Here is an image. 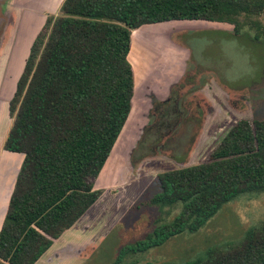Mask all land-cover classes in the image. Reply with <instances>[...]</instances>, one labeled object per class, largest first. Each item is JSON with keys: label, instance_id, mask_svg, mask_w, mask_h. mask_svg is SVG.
<instances>
[{"label": "trees", "instance_id": "trees-1", "mask_svg": "<svg viewBox=\"0 0 264 264\" xmlns=\"http://www.w3.org/2000/svg\"><path fill=\"white\" fill-rule=\"evenodd\" d=\"M263 17L264 0H63L47 15L9 100L3 149L23 158L0 228V264H34L101 196L96 179L133 105L132 30L203 20L231 24L234 34L249 26L259 40ZM136 147L143 152L144 140ZM156 179L150 203L180 210L121 249L116 264L127 252L196 231L241 193L264 191V118L238 119L205 161ZM183 264H264V220L237 244Z\"/></svg>", "mask_w": 264, "mask_h": 264}, {"label": "rangeland", "instance_id": "rangeland-1", "mask_svg": "<svg viewBox=\"0 0 264 264\" xmlns=\"http://www.w3.org/2000/svg\"><path fill=\"white\" fill-rule=\"evenodd\" d=\"M49 5L48 0H0V15L9 23L5 36L0 35V158L12 122L9 100L30 39L23 20L34 16L38 27L44 16L58 11L57 5ZM207 22L175 20L132 30L128 60L134 74L133 105L95 183L107 190L109 210L83 232L84 245L63 244L57 264H116L121 249L145 239L180 210V203H150L159 189L158 173L205 161L238 119L264 118V38L255 40L249 26L234 34L231 24ZM21 27L9 67L12 40ZM175 79L178 85L166 100ZM154 101L161 117L151 115ZM143 140L141 152L136 146ZM6 168L4 164L0 173L16 174V166ZM107 177L113 182L106 184ZM263 220L264 191L241 193L196 231H183L145 251L127 252L117 264H183L204 257L208 248L237 244Z\"/></svg>", "mask_w": 264, "mask_h": 264}, {"label": "crops", "instance_id": "crops-1", "mask_svg": "<svg viewBox=\"0 0 264 264\" xmlns=\"http://www.w3.org/2000/svg\"><path fill=\"white\" fill-rule=\"evenodd\" d=\"M61 2H62V0H48V4H50L49 6L57 5L58 9L61 5ZM42 5L45 6L44 4H42ZM47 7H46V10H47ZM45 19L46 18L44 16L43 22H45ZM25 20H26V22H25ZM197 21H203V20H197ZM43 22L41 24L42 26L44 24ZM209 22L221 24V22H213V21H209ZM209 22H207V23H209ZM227 24L228 23H224L222 25H227ZM23 25L27 26L26 36L28 35L27 37L28 38L30 37L28 43L26 44L27 46L25 45L26 46L25 56L23 57V61H22L23 66H24L25 59L28 55L31 43H32L34 37L36 36V34L38 33V31L41 29L42 26L38 25V27H37V24L34 20V16L29 17V21L27 18H25L23 20ZM23 25H22V27H23ZM22 27H21V32L18 33V31H17V33H15L17 35L16 36L14 35V38L12 40V49L10 51L11 57H10L9 62H8L9 67L11 65L12 51H14L15 47H16V45H14V44L16 43V41H18V38L20 36H22V31H23ZM7 28L8 27H6V29ZM6 29L1 31V33H0L1 37L5 36V33H7ZM30 30H31V32H30ZM22 44H24V43L22 42ZM9 47H11V46H9ZM18 47H19V45H18ZM1 67H3V66H1ZM175 80H177V79H175ZM2 150H3L2 152H4V155L1 156V158H0V169H2L4 167V164L7 165L6 169H8V170L13 169L14 166H16V171H15L16 174L13 176H10L7 172L6 173H0V228H1L2 223H3L5 212L7 210L9 197L11 195V192H12V189L14 186V182H15V179H16V176H17V173L19 171V167H20V164H21V161L23 158V155L21 153L10 152V151L4 150V149H2ZM104 182H106V184H110L113 182V180H111L109 177H107V180L104 179ZM106 191L107 190L103 189V192H102L101 196L97 199V201H95V203H93L91 205V207L69 229L64 231L57 239L53 240L52 245L35 262L36 264H46V263L57 264L59 261L56 262V259H58V260L60 259V261L62 260V257H60V256L63 255V244L67 243V245H70V244L80 243V244L84 245V240L82 239L83 237H81L82 234H85L83 232H85L87 230L89 231L92 227L95 226L93 220H95V218L97 217V215L99 213L101 214V212L102 213L108 212V210H109L108 198H107L108 196L105 198ZM74 242H76V243H74ZM57 253H58V255H57ZM51 254L54 255V258H50Z\"/></svg>", "mask_w": 264, "mask_h": 264}, {"label": "flooded vegetation", "instance_id": "flooded-vegetation-1", "mask_svg": "<svg viewBox=\"0 0 264 264\" xmlns=\"http://www.w3.org/2000/svg\"><path fill=\"white\" fill-rule=\"evenodd\" d=\"M5 18V16H4V14H1L0 15V33H1V31H3V30H5L6 29V27L9 25V23L8 22H6V23H4V19ZM172 83H171V85L169 86V89H168V93H167V95H166V100H169L170 98H171V96L173 95V93H174V87L176 86V85H178V83H177V80H172L171 81ZM157 98V97H156ZM164 99V100H165ZM163 100V101H164ZM162 101V102H163ZM155 104H156V102L154 101V102H152V107H151V109H157V105L155 106ZM152 114L151 115H155V113H154V111H152L151 112Z\"/></svg>", "mask_w": 264, "mask_h": 264}]
</instances>
